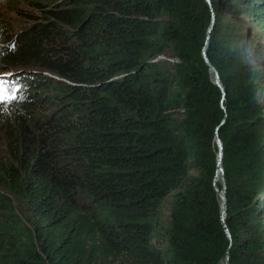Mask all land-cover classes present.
<instances>
[{"label":"trees","instance_id":"1","mask_svg":"<svg viewBox=\"0 0 264 264\" xmlns=\"http://www.w3.org/2000/svg\"><path fill=\"white\" fill-rule=\"evenodd\" d=\"M33 3L0 22V264H264V0Z\"/></svg>","mask_w":264,"mask_h":264},{"label":"rangeland","instance_id":"2","mask_svg":"<svg viewBox=\"0 0 264 264\" xmlns=\"http://www.w3.org/2000/svg\"><path fill=\"white\" fill-rule=\"evenodd\" d=\"M34 1L38 0H0V22L10 28H18L23 25L27 22L29 13L37 12ZM237 21L241 23V21ZM253 49H255V45L251 48L250 59L256 63Z\"/></svg>","mask_w":264,"mask_h":264},{"label":"water","instance_id":"3","mask_svg":"<svg viewBox=\"0 0 264 264\" xmlns=\"http://www.w3.org/2000/svg\"><path fill=\"white\" fill-rule=\"evenodd\" d=\"M208 2L211 4V0H208ZM214 22H215V17H213V23H212L209 31H211V29L213 28ZM203 55L205 57V61L209 65V67L216 73V84L218 86H220L222 88L223 92L225 93L224 87L222 86V84L220 82V78H219L218 71L215 68V66L210 62V60H209V58L207 56L206 47L204 48ZM217 140H218V143H219L218 166H220V169L222 170V173H223V183H224V190H220L218 188H217V190H218L219 195L221 196V198L223 200L222 220H223V222L225 224L226 232L228 234V237L232 240L231 232H230L229 228L226 226V223H225L226 214H227V198H226V180H225V175H224V169H223V166H222V160H223V143H222V141L220 140L219 137H218ZM226 256H227V260H229V258H230V249L228 250ZM227 264H229L228 261H227Z\"/></svg>","mask_w":264,"mask_h":264},{"label":"bare ground","instance_id":"4","mask_svg":"<svg viewBox=\"0 0 264 264\" xmlns=\"http://www.w3.org/2000/svg\"><path fill=\"white\" fill-rule=\"evenodd\" d=\"M218 176L216 177V180L218 182H223V173H222V170L220 169V166L218 167Z\"/></svg>","mask_w":264,"mask_h":264}]
</instances>
